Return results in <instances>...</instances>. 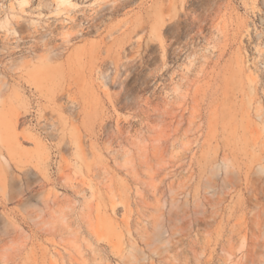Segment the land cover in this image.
I'll use <instances>...</instances> for the list:
<instances>
[{"label":"rangeland","instance_id":"obj_1","mask_svg":"<svg viewBox=\"0 0 264 264\" xmlns=\"http://www.w3.org/2000/svg\"><path fill=\"white\" fill-rule=\"evenodd\" d=\"M0 264H264V0H0Z\"/></svg>","mask_w":264,"mask_h":264}]
</instances>
